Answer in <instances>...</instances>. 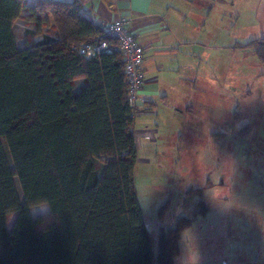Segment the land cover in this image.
Instances as JSON below:
<instances>
[{
    "label": "trees",
    "instance_id": "16d2710c",
    "mask_svg": "<svg viewBox=\"0 0 264 264\" xmlns=\"http://www.w3.org/2000/svg\"><path fill=\"white\" fill-rule=\"evenodd\" d=\"M23 10L36 27L27 32L40 39L20 48L12 28ZM48 25L54 34L40 32ZM103 40L115 45L77 0H0V264L154 258L134 186L137 148L123 61L115 49L91 57L77 50ZM249 45L264 63V37ZM80 78L84 85L74 92ZM42 203L49 213L33 218L30 208ZM189 224L181 215L159 228L156 264H174Z\"/></svg>",
    "mask_w": 264,
    "mask_h": 264
},
{
    "label": "rangeland",
    "instance_id": "374dc122",
    "mask_svg": "<svg viewBox=\"0 0 264 264\" xmlns=\"http://www.w3.org/2000/svg\"><path fill=\"white\" fill-rule=\"evenodd\" d=\"M214 7L225 10L224 70L229 73L225 81L234 91L230 94L234 129L242 135L225 144L216 138L213 150L209 147L207 152L199 145L198 161H184L182 169H176L174 160L168 158L158 160L156 166L142 161L135 164L136 196L154 254L151 264H156L159 228L173 224L181 215L190 224L180 233L174 264H264V63L249 45L264 37V0H225ZM25 13L23 10L14 25L20 48L33 39L27 31L36 30L32 21L24 20ZM217 19L213 21L215 30ZM40 32L54 34L50 25L42 26ZM38 39L40 36H34L33 40ZM4 149L10 159L6 144ZM141 156H145L144 149ZM192 171H208L205 180L209 186L204 183L202 191L184 193L190 189L189 182L201 180ZM15 184L22 198L17 178ZM48 213L46 203L31 208L33 218ZM12 217L15 213L6 219L7 229Z\"/></svg>",
    "mask_w": 264,
    "mask_h": 264
},
{
    "label": "crops",
    "instance_id": "0c3cea01",
    "mask_svg": "<svg viewBox=\"0 0 264 264\" xmlns=\"http://www.w3.org/2000/svg\"><path fill=\"white\" fill-rule=\"evenodd\" d=\"M77 1L80 13L99 27L117 15L126 17L130 32L145 47L142 102L133 117L136 164L142 161L156 166L158 160L168 158L174 160L176 169H182L184 161H198L199 145L207 152L216 138L225 144L242 135L234 129L235 116L230 109L234 91L225 81L229 78L224 70L225 10L214 7L225 0ZM83 85L82 78L74 80L73 91ZM142 149L145 156H141ZM192 172L201 180L189 182L190 189L184 193L202 191L204 183L209 186L205 180L208 171Z\"/></svg>",
    "mask_w": 264,
    "mask_h": 264
},
{
    "label": "built area",
    "instance_id": "2783aa9c",
    "mask_svg": "<svg viewBox=\"0 0 264 264\" xmlns=\"http://www.w3.org/2000/svg\"><path fill=\"white\" fill-rule=\"evenodd\" d=\"M102 31L114 39L115 45L107 41L85 43L77 50L80 54L91 57L103 52L117 50L123 61V71L127 81V104L132 110V116L138 112L142 102L140 91L143 85V60L145 47L142 46L136 36L129 30V21L126 17L117 15L108 23L100 25Z\"/></svg>",
    "mask_w": 264,
    "mask_h": 264
}]
</instances>
